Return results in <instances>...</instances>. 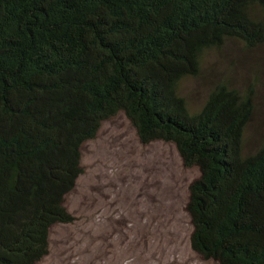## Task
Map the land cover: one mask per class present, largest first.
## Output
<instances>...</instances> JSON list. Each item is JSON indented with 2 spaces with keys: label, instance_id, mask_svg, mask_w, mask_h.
<instances>
[{
  "label": "trees",
  "instance_id": "trees-1",
  "mask_svg": "<svg viewBox=\"0 0 264 264\" xmlns=\"http://www.w3.org/2000/svg\"><path fill=\"white\" fill-rule=\"evenodd\" d=\"M264 42V0H0V264H41L82 175L83 145L123 113L143 145L173 144L190 246L264 264V140L245 154L252 89L220 82L192 112L180 83L206 54Z\"/></svg>",
  "mask_w": 264,
  "mask_h": 264
},
{
  "label": "rangeland",
  "instance_id": "rangeland-1",
  "mask_svg": "<svg viewBox=\"0 0 264 264\" xmlns=\"http://www.w3.org/2000/svg\"><path fill=\"white\" fill-rule=\"evenodd\" d=\"M228 82L252 89L254 111L243 135L245 154L264 140V42L246 49L228 41L206 54L198 77L179 85L192 112ZM82 175L65 200L73 222L51 230L41 264H217L190 246L189 187L199 178L173 144L143 145L123 113L103 122L82 147Z\"/></svg>",
  "mask_w": 264,
  "mask_h": 264
}]
</instances>
